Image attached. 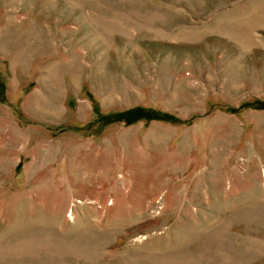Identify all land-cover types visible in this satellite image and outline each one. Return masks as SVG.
Wrapping results in <instances>:
<instances>
[{
	"label": "rangeland",
	"instance_id": "obj_1",
	"mask_svg": "<svg viewBox=\"0 0 264 264\" xmlns=\"http://www.w3.org/2000/svg\"><path fill=\"white\" fill-rule=\"evenodd\" d=\"M0 264H264V0H0Z\"/></svg>",
	"mask_w": 264,
	"mask_h": 264
},
{
	"label": "trees",
	"instance_id": "obj_2",
	"mask_svg": "<svg viewBox=\"0 0 264 264\" xmlns=\"http://www.w3.org/2000/svg\"><path fill=\"white\" fill-rule=\"evenodd\" d=\"M131 114H135V115H133L131 122L136 121L137 119L149 117V113H142L140 111L139 112L135 111V112H132Z\"/></svg>",
	"mask_w": 264,
	"mask_h": 264
},
{
	"label": "bare ground",
	"instance_id": "obj_3",
	"mask_svg": "<svg viewBox=\"0 0 264 264\" xmlns=\"http://www.w3.org/2000/svg\"><path fill=\"white\" fill-rule=\"evenodd\" d=\"M82 110H83V111L86 110V107H84Z\"/></svg>",
	"mask_w": 264,
	"mask_h": 264
}]
</instances>
